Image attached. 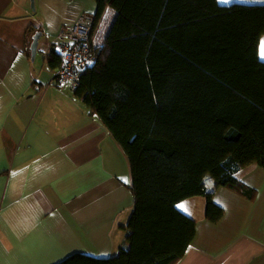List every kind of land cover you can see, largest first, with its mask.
I'll use <instances>...</instances> for the list:
<instances>
[{
    "label": "trees",
    "instance_id": "1",
    "mask_svg": "<svg viewBox=\"0 0 264 264\" xmlns=\"http://www.w3.org/2000/svg\"><path fill=\"white\" fill-rule=\"evenodd\" d=\"M96 3V19L106 11L108 27L74 97L126 153L135 206L116 256L74 254L58 264H176L196 236L180 203L205 197V217L218 223L224 209L215 189L255 197L238 174L264 170V5ZM62 61L52 50L54 71Z\"/></svg>",
    "mask_w": 264,
    "mask_h": 264
},
{
    "label": "crops",
    "instance_id": "2",
    "mask_svg": "<svg viewBox=\"0 0 264 264\" xmlns=\"http://www.w3.org/2000/svg\"><path fill=\"white\" fill-rule=\"evenodd\" d=\"M92 1L45 0L33 12L31 0H0V264H58L74 254L107 259L125 242L135 206L129 159L74 97L75 87L55 81L48 62L63 27L97 14ZM233 4L264 0L220 3ZM238 175L255 197L215 189L224 209L218 223L199 211L201 197L179 204L194 217L196 236L176 264H264V170L251 165Z\"/></svg>",
    "mask_w": 264,
    "mask_h": 264
},
{
    "label": "built area",
    "instance_id": "3",
    "mask_svg": "<svg viewBox=\"0 0 264 264\" xmlns=\"http://www.w3.org/2000/svg\"><path fill=\"white\" fill-rule=\"evenodd\" d=\"M103 23V17L82 15L78 22L63 27L50 50L57 51L63 64L55 71V81L76 87L80 72L95 63V40Z\"/></svg>",
    "mask_w": 264,
    "mask_h": 264
},
{
    "label": "rangeland",
    "instance_id": "4",
    "mask_svg": "<svg viewBox=\"0 0 264 264\" xmlns=\"http://www.w3.org/2000/svg\"><path fill=\"white\" fill-rule=\"evenodd\" d=\"M41 1L44 2V3H47V2H45V0H33L32 2H30V3H31V6H30V7L32 8V11H33V12L35 11V8H36L37 10L40 11V3H41ZM84 1H85V0H84ZM33 5H35L34 9H33ZM83 5H85V3H84ZM76 6H77V5H76ZM96 6H97L96 1L93 0V1L91 2V5H90V10H93L94 7L96 8ZM63 7H64V4L62 5V8H61V9H63ZM74 7H75V6H74ZM77 8L79 9L78 6H77ZM77 8L75 7L76 11H77ZM96 10H97V9H96ZM88 13H89V12H88ZM42 14H43V13H42ZM42 14H39V15L41 16ZM106 17L109 18V17H108V14L106 15ZM40 18H42V17H40ZM107 27H108V25L104 23L103 28H102V26H101L100 29L98 30V35L102 32V34H101L100 36H103L104 33H105V31L107 30ZM98 35H96L97 38L99 37ZM43 38H44V37H43ZM97 41H98V40H97ZM41 45H42V44H41ZM39 59H40V57H39ZM212 188H213V187H212ZM212 190H214V188H213ZM201 198H203L205 201H202V202H201V204H200V206H199V211L205 210V216H206L207 199H206L205 197H201ZM179 209H180L182 212L185 213V211H184L185 208H180V207H179ZM185 214L191 216V215L188 214V213H185ZM191 217H192V216H191ZM192 218H194V217H192Z\"/></svg>",
    "mask_w": 264,
    "mask_h": 264
},
{
    "label": "water",
    "instance_id": "5",
    "mask_svg": "<svg viewBox=\"0 0 264 264\" xmlns=\"http://www.w3.org/2000/svg\"><path fill=\"white\" fill-rule=\"evenodd\" d=\"M32 1L33 0H31V2ZM33 9H34V5H33ZM42 36H43V32L38 31V32L35 33V35L32 38L33 42H32L31 50H30L31 51L32 61H34L35 58H36L39 42H40V39L42 38Z\"/></svg>",
    "mask_w": 264,
    "mask_h": 264
},
{
    "label": "snow or ice",
    "instance_id": "6",
    "mask_svg": "<svg viewBox=\"0 0 264 264\" xmlns=\"http://www.w3.org/2000/svg\"><path fill=\"white\" fill-rule=\"evenodd\" d=\"M218 2L227 4V3H230L231 0H218ZM260 55H261V58L264 59V40H262L260 43ZM125 182H127V181H125ZM178 207L184 208L185 206L178 205Z\"/></svg>",
    "mask_w": 264,
    "mask_h": 264
}]
</instances>
